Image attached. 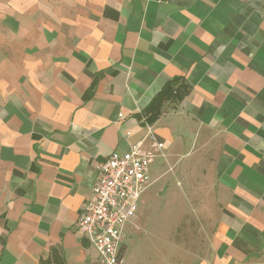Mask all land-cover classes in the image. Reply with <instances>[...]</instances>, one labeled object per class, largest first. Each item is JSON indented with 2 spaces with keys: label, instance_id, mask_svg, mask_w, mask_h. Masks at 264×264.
<instances>
[{
  "label": "crops",
  "instance_id": "obj_1",
  "mask_svg": "<svg viewBox=\"0 0 264 264\" xmlns=\"http://www.w3.org/2000/svg\"><path fill=\"white\" fill-rule=\"evenodd\" d=\"M179 78L189 93L147 124ZM141 142L122 264L165 162L218 205L197 264H264V0H0V264H101L77 220L98 166Z\"/></svg>",
  "mask_w": 264,
  "mask_h": 264
},
{
  "label": "rangeland",
  "instance_id": "obj_2",
  "mask_svg": "<svg viewBox=\"0 0 264 264\" xmlns=\"http://www.w3.org/2000/svg\"><path fill=\"white\" fill-rule=\"evenodd\" d=\"M184 172L183 162H165L157 173L161 175L157 178L155 174L159 180L152 203L156 210L153 214L150 204L145 205L146 211L142 206L140 215L144 217L134 236L135 250L124 264H164L154 249L163 259L170 255V264H197L205 256L216 231L214 220L219 209L217 204L204 202L208 193L202 191L203 182L196 171L193 175L190 170V176Z\"/></svg>",
  "mask_w": 264,
  "mask_h": 264
},
{
  "label": "built area",
  "instance_id": "obj_3",
  "mask_svg": "<svg viewBox=\"0 0 264 264\" xmlns=\"http://www.w3.org/2000/svg\"><path fill=\"white\" fill-rule=\"evenodd\" d=\"M150 140L155 135L150 134ZM145 143L130 153H113L98 166L88 201L77 220L78 229L99 255L101 264H122L125 226L138 215L139 200L150 180L151 157ZM159 150L162 142H156Z\"/></svg>",
  "mask_w": 264,
  "mask_h": 264
},
{
  "label": "trees",
  "instance_id": "obj_4",
  "mask_svg": "<svg viewBox=\"0 0 264 264\" xmlns=\"http://www.w3.org/2000/svg\"><path fill=\"white\" fill-rule=\"evenodd\" d=\"M188 93L189 86L182 79L168 82L144 110L145 122L149 125L153 124L160 118L163 106L167 101H181ZM43 264L48 263L43 262Z\"/></svg>",
  "mask_w": 264,
  "mask_h": 264
}]
</instances>
